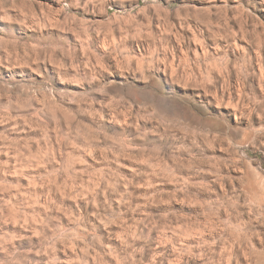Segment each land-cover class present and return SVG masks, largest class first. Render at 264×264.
I'll return each instance as SVG.
<instances>
[{"label":"rangeland","instance_id":"rangeland-1","mask_svg":"<svg viewBox=\"0 0 264 264\" xmlns=\"http://www.w3.org/2000/svg\"><path fill=\"white\" fill-rule=\"evenodd\" d=\"M0 264H264V0H0Z\"/></svg>","mask_w":264,"mask_h":264}]
</instances>
